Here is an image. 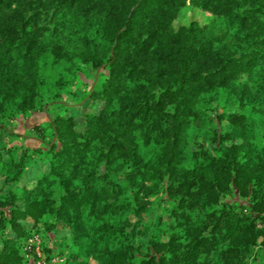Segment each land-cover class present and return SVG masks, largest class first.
<instances>
[{"label":"trees","instance_id":"1","mask_svg":"<svg viewBox=\"0 0 264 264\" xmlns=\"http://www.w3.org/2000/svg\"><path fill=\"white\" fill-rule=\"evenodd\" d=\"M35 235L63 264L264 257V0H0V264Z\"/></svg>","mask_w":264,"mask_h":264},{"label":"rangeland","instance_id":"2","mask_svg":"<svg viewBox=\"0 0 264 264\" xmlns=\"http://www.w3.org/2000/svg\"><path fill=\"white\" fill-rule=\"evenodd\" d=\"M190 16H191V14H189V13L186 15V17H188V18ZM84 83H87V85H91L92 81L87 78L86 74H81L80 78H79V82L73 84L70 87L71 93L67 95V101L72 103L73 101H76L78 99L82 90H84V88H85L83 85ZM89 110H90V107L86 108L85 111L87 112ZM47 118L48 117H47L46 113L40 112V113H33L30 115L18 117L14 121L10 122V126L13 128V131L17 135L20 136L15 140V142L13 144H15L17 147H28V148L38 147L39 143L34 138L33 127L35 125H41V124L45 123L47 121ZM77 121H78L77 127L79 129V128H81V125H82L81 118H79V115L77 116ZM21 137H23V138H21ZM6 141H7V139L5 138L4 142H6ZM25 223L29 224V223H31V221L27 220ZM42 243H43L42 239L37 235H35L34 237H32L28 240L29 247L32 245L35 246V249L33 250V252L30 253L31 254V256L29 258L30 264H63L64 263L65 258H60L58 256H54L50 260L44 259V255H43L42 250H41ZM47 244L50 245L48 243V241H47ZM37 249H38V251H37ZM34 254L36 255L37 259L33 258ZM255 264H259V262L255 263Z\"/></svg>","mask_w":264,"mask_h":264},{"label":"crops","instance_id":"3","mask_svg":"<svg viewBox=\"0 0 264 264\" xmlns=\"http://www.w3.org/2000/svg\"><path fill=\"white\" fill-rule=\"evenodd\" d=\"M259 262V264H264L263 262H264V257L263 258H261L260 260H257V262L256 263H258Z\"/></svg>","mask_w":264,"mask_h":264},{"label":"built area","instance_id":"4","mask_svg":"<svg viewBox=\"0 0 264 264\" xmlns=\"http://www.w3.org/2000/svg\"><path fill=\"white\" fill-rule=\"evenodd\" d=\"M37 251H38V249H37ZM38 253V252H37Z\"/></svg>","mask_w":264,"mask_h":264}]
</instances>
